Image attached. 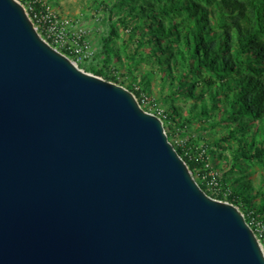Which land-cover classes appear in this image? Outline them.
I'll list each match as a JSON object with an SVG mask.
<instances>
[{"label": "water", "instance_id": "95a60500", "mask_svg": "<svg viewBox=\"0 0 264 264\" xmlns=\"http://www.w3.org/2000/svg\"><path fill=\"white\" fill-rule=\"evenodd\" d=\"M0 264H264L162 121L0 0Z\"/></svg>", "mask_w": 264, "mask_h": 264}, {"label": "trees", "instance_id": "16d2710c", "mask_svg": "<svg viewBox=\"0 0 264 264\" xmlns=\"http://www.w3.org/2000/svg\"><path fill=\"white\" fill-rule=\"evenodd\" d=\"M113 5L126 7L127 13L137 20L130 32L139 31V38L135 40L138 47L148 44L151 49L146 53L148 57L139 55V58L156 62L162 69V80L169 82V96L174 97L179 91L192 99L185 122L208 112L203 86L199 88L196 82L190 84L183 79L184 74L201 79L200 71L208 73L204 84L219 82L211 95L221 97L222 104L218 107L224 115L221 120L233 123L229 130L231 136L242 135L250 127L249 122L261 116L264 0H115ZM142 24L147 25L146 31ZM105 49L111 50L107 45ZM93 74L101 75L102 71L96 70ZM173 84L176 87L171 88ZM212 106L214 108L215 103ZM259 135L258 143L253 138L238 139L230 156V170L241 169L242 160L256 158L264 162V126ZM175 150L189 169L198 164L183 156L179 149ZM244 177L238 175V182L243 184ZM197 183L204 189L203 184ZM227 196L231 203L245 204L247 211L262 218L264 196L259 204H252L251 198L243 195L240 188Z\"/></svg>", "mask_w": 264, "mask_h": 264}, {"label": "rangeland", "instance_id": "374dc122", "mask_svg": "<svg viewBox=\"0 0 264 264\" xmlns=\"http://www.w3.org/2000/svg\"><path fill=\"white\" fill-rule=\"evenodd\" d=\"M34 1H46L50 9L65 21L68 35L78 40L80 51L75 55H67L79 69L91 74L101 70L102 74L97 76L129 90L143 110L154 115L157 111L161 112V121L169 141H182L181 144L174 145V148L198 163L189 170L196 182L203 184L204 189L205 182H208L207 195L231 203L227 195L240 188L243 195L251 198L252 204L261 202L264 196V162L256 158L240 160L241 169L230 170V156L238 139L253 138L258 143L259 130L264 126V105L259 109L262 111L261 116L251 120L250 127L242 135L231 136L229 130L233 123L221 120L224 116L218 108L222 104L221 97L211 95L218 88L219 82L209 86L204 84L203 80L208 77V73L199 70L201 79L185 74L183 79L190 84L196 82L199 88L203 86L208 112L207 115L192 116L185 122L192 99L181 95L179 91L174 97L169 96V82L162 80V69L156 62L139 58V55L148 57L146 53L151 49L148 44L137 46L135 40L139 38V31L130 32L137 20L127 13L126 7L114 6L115 0ZM22 2L25 3L24 0ZM25 7L28 6L25 4ZM123 18L126 20L122 22ZM142 28L146 31L148 27L142 24ZM106 45L110 47V52L106 51ZM174 87L176 84L171 86ZM133 91L138 93L135 95ZM212 103L216 105L214 108ZM185 142L190 147V156L184 154L185 146L187 147ZM203 175L206 176L205 179ZM238 175L245 176L243 184L238 182ZM233 205L246 220L249 215H253L252 211L245 209V204ZM260 215L262 218L253 216L264 222V212Z\"/></svg>", "mask_w": 264, "mask_h": 264}, {"label": "built area", "instance_id": "2783aa9c", "mask_svg": "<svg viewBox=\"0 0 264 264\" xmlns=\"http://www.w3.org/2000/svg\"><path fill=\"white\" fill-rule=\"evenodd\" d=\"M16 1L22 5L35 31L48 45L68 58L69 56L67 53L75 55L80 51L78 40L72 39L70 35H68L65 21L50 9V5L47 4L46 1L35 2L34 0H24L25 3L22 2L23 0ZM25 4L28 7H25ZM34 4L36 7H34ZM70 61L73 62L72 59H70ZM160 113V111H157L155 115L161 119ZM170 143L174 147L176 144H181L182 141L175 139L174 141H170ZM185 145H187L186 142ZM185 149L184 154H189L190 156V147L187 145ZM202 177L205 179L206 176L203 175ZM205 184L208 186V182H205ZM206 186L205 189H203L205 193L208 189ZM245 221L252 229L264 253V242L262 241L264 239V222L253 215H249L248 219Z\"/></svg>", "mask_w": 264, "mask_h": 264}]
</instances>
